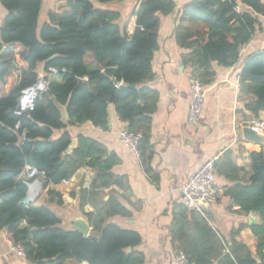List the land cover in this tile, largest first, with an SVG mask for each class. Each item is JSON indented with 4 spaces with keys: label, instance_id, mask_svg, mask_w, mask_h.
I'll list each match as a JSON object with an SVG mask.
<instances>
[{
    "label": "trees",
    "instance_id": "1",
    "mask_svg": "<svg viewBox=\"0 0 264 264\" xmlns=\"http://www.w3.org/2000/svg\"><path fill=\"white\" fill-rule=\"evenodd\" d=\"M42 1L0 0L7 12L0 30V230L7 231L13 245L23 247L31 264H145L137 250L142 236L108 223L128 217V210L113 198L103 203L102 191L120 184L112 173L119 159L90 137L80 135L74 144L67 129L90 123L106 130L113 105L128 130L142 134L140 160L158 183L159 174L151 166L150 125L160 97L148 83L155 77L159 15L178 11L175 40L187 52L183 62L208 86L216 76L214 66L236 65L242 48L261 29L255 18L237 11L238 1L264 16L263 0H197L180 9L172 0H140L130 36L117 24L120 12L104 8L117 0H58L41 25ZM41 64L48 90L31 111L17 116L22 92L37 83ZM51 68L57 74H49ZM18 69L22 75L14 84ZM239 83L241 95L250 97L245 109L257 118L264 112V51L246 59ZM57 131L64 133L55 138ZM250 157L249 171L228 153L215 161V171L230 183L225 196L239 212L259 217L250 227L257 240L255 254L235 240L247 226L234 230L229 244L204 216L183 204L175 205L172 214L175 252L195 264H264V149ZM26 167L44 174L42 189L58 206L64 204L63 196L50 186L68 182L80 168L93 171L91 187L71 193L79 195L82 210L95 207L86 214L90 236L63 229L47 205L23 202L28 182L21 174Z\"/></svg>",
    "mask_w": 264,
    "mask_h": 264
},
{
    "label": "crops",
    "instance_id": "2",
    "mask_svg": "<svg viewBox=\"0 0 264 264\" xmlns=\"http://www.w3.org/2000/svg\"><path fill=\"white\" fill-rule=\"evenodd\" d=\"M57 1H42L41 25L48 21V13ZM172 1L180 9L197 0ZM139 3L140 0H117L104 8L120 12L117 24L123 34L130 36L136 29L134 10ZM237 11L251 15L260 23L261 29L257 28L253 39L242 48L241 58L236 65L231 68L214 66L216 76L213 83L206 86V105L200 126H194L189 121V80L192 69L185 66L183 56L187 52L175 40V29L179 23L178 11L168 16L159 15V46L153 57L155 77L148 83L160 97L158 110L150 125L153 145L151 166L159 174L158 183H154L147 175L140 158L121 143L120 133L128 129V123L119 118L113 105H109V124L106 130L90 123L67 129L73 139L78 141L80 135L95 139L107 148L109 154H114L119 159L112 173L120 184L102 191L103 203L113 198L128 210V217H114L108 223L138 232L142 236V244L137 250L144 254L145 264H172L175 253L170 233L173 209L175 205L183 204L182 189L192 174L206 161H218L227 153L239 168L249 171L252 166L250 153L264 149V136L260 143L249 140L244 134V129L249 128L253 122L264 120V112L255 118L245 109L250 97L241 95L239 83L246 59L264 51V16L255 13L241 1H238ZM6 14L0 3V30ZM38 73L39 76L45 75L42 64ZM21 75V69L13 73L14 84H18ZM64 120H68L65 112ZM63 133L64 131L55 132V138ZM93 178L94 173L90 168H80L68 182L50 186V189L63 196L62 206L49 201L47 190L40 193L34 204L50 207L62 220L61 227L65 230H75V221L83 220L88 224L90 236L92 228L86 214L94 212L95 207L86 205L82 210L79 195L74 198L71 193H77L81 188H90ZM216 184L224 190L230 185L217 172ZM204 216L229 244L231 233L241 225L247 226L235 240L246 245L255 254L257 240L250 227L259 222L256 214L239 212V208L225 196L224 191L215 204L204 206ZM0 264H31L26 257L15 253L6 230H0ZM66 264L76 263L69 261Z\"/></svg>",
    "mask_w": 264,
    "mask_h": 264
},
{
    "label": "built area",
    "instance_id": "3",
    "mask_svg": "<svg viewBox=\"0 0 264 264\" xmlns=\"http://www.w3.org/2000/svg\"><path fill=\"white\" fill-rule=\"evenodd\" d=\"M49 74H57V70L51 68ZM191 98L189 103V121L194 126L202 124L203 112L206 105V86L195 76L190 77ZM48 90V82L45 75L38 78L37 83L24 90L19 101L17 116L31 111L34 108L36 98ZM250 129L259 136H264V120H257L250 125ZM142 134L130 132L128 129L120 133L121 143L137 158H140V142ZM21 177L32 184L35 203L43 191L44 174L37 169L26 167ZM224 189L216 184L215 160L206 161L201 168L192 174L187 184L182 189L183 205L190 211H195L204 216V206L215 204L224 193ZM205 217V216H204ZM13 245V244H12ZM13 250L18 256L26 257L21 245H13ZM172 264H195L182 252H175Z\"/></svg>",
    "mask_w": 264,
    "mask_h": 264
},
{
    "label": "water",
    "instance_id": "4",
    "mask_svg": "<svg viewBox=\"0 0 264 264\" xmlns=\"http://www.w3.org/2000/svg\"><path fill=\"white\" fill-rule=\"evenodd\" d=\"M49 61H47L46 63H48ZM244 134L249 140L252 139V141H254V142H260L261 143L263 140L262 136L257 135L255 132H253L250 129V127L244 129ZM72 142L75 144L77 142V140L73 139ZM27 186H28V193H27V196L25 197V199L23 200V202L25 204L33 203L35 201V196L33 193L32 184L28 183ZM74 229L76 231L80 232L81 234H83L85 237L89 236L88 224L86 222H84L83 220H76L75 225H74ZM128 251H131V250L128 249Z\"/></svg>",
    "mask_w": 264,
    "mask_h": 264
}]
</instances>
